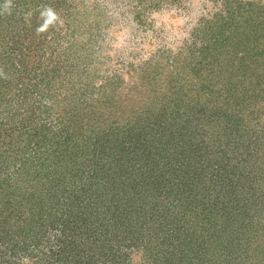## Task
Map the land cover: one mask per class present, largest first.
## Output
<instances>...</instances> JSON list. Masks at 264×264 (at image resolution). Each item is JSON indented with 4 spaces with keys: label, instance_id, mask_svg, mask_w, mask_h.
I'll use <instances>...</instances> for the list:
<instances>
[{
    "label": "trees",
    "instance_id": "16d2710c",
    "mask_svg": "<svg viewBox=\"0 0 264 264\" xmlns=\"http://www.w3.org/2000/svg\"><path fill=\"white\" fill-rule=\"evenodd\" d=\"M46 1L37 0L34 3V0H27V5L24 2L22 5L20 4V7L25 6V8H28L22 14L23 19L29 17L28 20L30 21L31 17L33 20L42 15V19H44L42 21L47 20L49 15L45 11L46 7L49 6H47L48 3ZM68 1L56 0L59 4ZM6 3L7 0H0V50L2 51L3 49L2 57H0V126L2 128L5 125L17 126L20 131H18V134H20L14 138L16 140L15 145H17L18 139H23L26 146L22 147L19 154L13 156L14 161L16 160L14 157H19L18 161L21 162L20 170L14 169V166L10 163L3 164V161L0 163V169L2 170L0 172V249L2 248L0 253L2 255L7 253V264H90L96 257L95 255L108 264H132L133 262L130 258L128 259L130 254L126 251L128 247L132 246L141 250L139 262L135 264H151L152 262L150 263L149 261L151 260L150 256L153 258L154 264L159 259L160 263L158 264L172 263L171 260L173 261L174 259L172 256H162L166 257L162 258L147 254L152 246L151 243L147 246V243L152 240L153 236L155 237L154 239L169 242V244L173 243L176 247L187 245L192 247V249L194 246L198 250L204 249L203 253L206 255L205 251L209 249L208 246L216 247L220 242L221 245L223 244V237L218 234V229L220 230L221 228L218 225L220 223H218L219 218L217 216L213 217L212 220L209 218L210 214L217 213L219 208L222 210L220 215L222 217L221 224L224 227L223 236L227 239L226 246L229 249L227 253L223 254L224 256L216 257L213 255L211 261L207 260L206 264H241L240 262L248 264V249H242L243 247L241 248L240 246L248 245L249 238L252 237V234L247 232L250 231V227H253L252 221L250 219L249 222H246V220L248 217L252 218L249 213L254 208L252 203L255 202L257 204V196L253 193V190L251 195H244L251 188L250 186L240 188L239 193L243 194L240 202L238 200L236 202L237 198L234 195L228 206H222L220 200L224 194L222 195L216 184V187L210 192V196H213V199L209 201L208 206L203 205L200 212H198L196 209H192L193 207L190 208V203L195 205L198 203V206L200 202H187L186 191L182 189L183 183L186 182L184 175L187 172L175 183L169 180L168 177L164 180L158 179V177L153 178L151 170H149L151 172L144 170V172H141L144 179L147 176L144 184H140V182L135 180L133 182L134 185H130L132 178L125 182L121 178L119 170H114L112 165L119 159L118 155L124 149L123 146H125L126 141L129 142L131 148L139 147V137L138 139L131 138L134 135L132 132L126 135L127 129L122 131L117 127L106 126L105 121L108 115L103 112V109L93 110L96 113V120L94 119L92 125L96 136L94 138L92 136L87 137L82 145L81 139L66 138L67 142H63L58 138L54 142L55 140L52 136H55V133L52 132L49 137L46 131L49 127L46 123H42L43 120L41 118L42 113L48 108L42 105V99L44 98L43 89L40 87L36 89L35 84L37 83L26 86L27 81L24 84L23 79L25 77L23 74L25 72L28 73L32 68L34 72L40 70L39 78L43 75L48 80L45 87L51 91L50 83L54 77H50L45 71L47 73L56 71L50 68L53 60L52 58H43V55H46L44 44H38L41 46L40 50L38 45L31 44L29 41L15 47L16 52L20 53L22 58L20 64L17 65L14 59L10 58L12 48H10V56L7 55V45L13 30L11 26L14 27L17 21L11 15H7L10 5L14 6V4L8 3V9L4 7ZM16 7L14 6L12 14L19 12ZM249 20H246L245 26H248V29H253V33L250 32V36H241L233 39L237 32L232 31L224 37V41L229 42L226 50L230 48L235 60H225L222 68L224 75L222 74V77H216L218 69L210 66V63H207L210 67L209 71L202 68L205 64V59L201 57L208 52V46L198 48L201 61L199 60V68L197 70L189 68L188 74L191 76L189 80L179 78L178 75H175V72L168 71L165 75L154 73L152 69L157 68V65L144 62L143 68H150L151 73L144 75L143 78L145 82L149 83L148 90L144 91L147 100L143 103L145 105H142L144 120H149L148 123L152 121H154L153 123H160L161 125L158 127L162 128L163 132L166 133H169L174 123L177 122L175 131L171 132L174 137L180 136V138L176 139V142L181 139L183 130L188 129L192 124L196 126L197 121H201L200 119L210 121V123L215 121L216 124L219 122L217 125L222 129V134L225 136L224 140L229 142L228 138L231 137L237 142V147L241 144L242 150H245V153L242 152L240 154L243 155L242 163L247 161L248 157H254L258 150L264 152V136L260 137L262 133H260V123H258L261 120V116L257 115V113L260 115L264 111L259 109V107L255 109L258 101L264 104V48L260 49V38H262L264 33L261 35L259 33L261 32L260 28L264 29V21L249 22ZM20 22L19 20L18 23ZM3 32H5L6 40L2 37ZM30 34L26 35L23 33L22 36L24 39H29ZM18 36L17 32L16 38ZM42 36V34H39L38 37ZM56 36H52V38ZM232 39L234 42H231ZM16 41L18 40L16 39ZM232 44L237 46L236 49H233L234 46ZM239 45L241 48H239ZM72 47H74L73 44L69 51ZM239 50H241L240 54H237ZM39 52L42 55H39ZM65 53L66 51L57 56L58 62L61 59L62 62L65 61ZM67 61H69L68 58ZM175 61L180 65V60ZM182 61L184 60L182 59ZM44 66L46 67L45 69ZM178 69L182 70L181 67ZM194 71L198 76H193ZM25 75L30 76L29 74ZM208 86L213 93L210 90L207 91ZM200 90L204 91L201 92ZM3 91H5V97L4 93L2 94ZM49 95L50 93L46 91L45 97ZM28 96L37 98L33 101L31 100L27 107ZM216 103L221 105L218 110H222L223 118H217L212 114L216 110ZM11 108H16V110L11 113L8 111ZM213 108L215 109L214 111ZM84 109L85 107L81 110ZM247 109H251L250 115L247 118H243L242 112ZM78 116L80 115L72 116L73 122ZM139 116H137V120L142 117V115L141 117ZM184 121L185 125L182 126ZM253 121L256 122V125L250 126L248 129L247 126L253 124ZM188 122L192 124L186 126ZM5 130L7 131L8 127ZM64 130L65 127L63 126L59 129V132ZM140 130L141 133H146V130L142 129V127H140ZM163 132L162 134H164ZM113 137H115L114 139L120 138L114 142L110 140ZM123 137H128V139L126 138L125 140ZM69 140L72 141L69 143ZM165 140L160 142L161 145L155 140L156 145L153 149L154 154L152 157L154 158L156 153H158L157 157H160L157 159V162L160 160V169L167 165V157L170 158V148L166 144L169 140ZM30 145L34 148L35 153L38 152L40 156L49 154L51 158L56 159L58 161L57 166L62 168H66L69 161L72 162L70 164L75 165L76 163L81 167L85 163L91 164L88 171L92 178L84 179V174H77V170L74 176L69 178L66 177L68 174L66 171L60 172V170L52 167H46V169L36 167V158L33 157L28 149ZM18 146L21 147L19 144ZM237 147L235 151L239 150ZM67 151H69L70 155ZM162 158H164V162ZM180 159L181 155L173 158L178 163ZM178 163L176 162V164ZM255 163L262 174L264 172V154H260V158L257 156ZM30 173L34 174L32 180L33 178L35 180L39 179L40 185L46 186L47 182H52L56 187H63L64 190L70 193L71 199L63 212L58 213L57 210L54 212L51 208L44 206V198H41L37 204L30 206L29 209L25 206L27 197L23 195L21 190H16L18 187L16 184L21 183L22 177L28 176ZM163 174L159 172L161 178ZM244 174L245 176L254 174L253 178H256L255 181L260 180L254 170H248ZM89 175L87 173V178ZM24 179L26 180V178ZM155 179L158 182L151 184L150 182ZM220 181L224 182L225 180L221 179L218 182ZM219 186H221V189H227L228 187L221 184ZM136 189L139 190L137 192L139 195L135 194ZM171 196L173 199L170 198ZM224 196H226V193ZM252 196L255 197L252 198ZM46 203L48 204V201ZM182 205H184V210H180ZM263 209L264 203L261 204L259 212ZM181 212H185L187 217H181ZM259 212L257 213L255 210V213L260 214ZM52 217L54 219L53 222L51 220ZM199 219L205 221L203 224L206 225V230ZM50 222H52V227L60 229L59 235L54 230L55 228L51 230L53 234L49 232L51 237L41 234L39 230L42 231L44 226ZM79 229L83 230V232L76 233ZM253 229L255 232L258 231V228L253 227ZM44 231H48V229ZM80 233L81 238L78 236ZM88 234L93 236L91 241L87 240ZM76 235L80 238V241H77ZM83 235L84 238L82 239ZM81 240L84 241V244L86 242L85 246L81 243ZM203 244L206 248L203 247ZM96 247L98 252L93 254L92 249L94 250ZM124 248L126 252L123 251ZM255 248L259 249V247ZM159 249L157 248V250ZM192 249L188 248L186 250L188 253L185 254L190 255ZM234 250L238 253L245 251L243 255L246 257L241 259L235 257ZM161 251H164V249ZM134 255L137 254L134 253ZM83 256H85V259H83ZM27 257L32 259L29 261ZM201 258L203 261V257ZM2 261L4 259L0 256V264H2ZM202 264L205 263L203 262Z\"/></svg>",
    "mask_w": 264,
    "mask_h": 264
},
{
    "label": "rangeland",
    "instance_id": "374dc122",
    "mask_svg": "<svg viewBox=\"0 0 264 264\" xmlns=\"http://www.w3.org/2000/svg\"><path fill=\"white\" fill-rule=\"evenodd\" d=\"M23 2L27 5V0H7V3L4 4V7L8 9V3L14 4L15 7L17 5L16 10L19 11L12 14L14 6L10 5L7 13V15H11L17 21L14 27L11 26L13 30L7 45V55L10 56V48H12L10 58L14 59L17 65L20 64L22 58L20 53L16 52L15 47L29 41V43L36 46L44 44L46 55H43V58H52L53 62L50 64V68L56 71H49L48 73L45 71L50 77H54L50 83L51 91L45 87L48 80L43 75L39 78L40 70L34 72L32 68L29 70L30 72L23 74L25 77L23 79L24 84L27 81L26 86L37 83L35 88L39 89L40 87L43 89L44 98L42 99V105L48 108L42 113L41 118L43 120L42 123H46L49 127L46 129L49 137L50 134L55 133V136H52L55 140H53L54 142L58 138L63 142H67L66 138L81 139L82 145L87 137L92 136L94 138L96 136L92 125L94 119L96 120V113L93 110L103 109V112L108 115L105 121L106 126L117 127L122 131L127 129L126 135L132 132L134 135L131 138L138 139L139 137V147L131 148L129 142L126 141L125 146H123L124 149L118 155L119 159L112 165L114 170H119L118 172L125 182L132 178L130 185H134L133 182L135 180L140 182V184H144L145 179H147V176L144 179L141 174L144 170H151L153 173L149 172H151V175L153 174V178L158 177V179L164 180L168 177L169 180L175 183L187 172L184 175L186 182L183 183L182 189L186 191L187 202H200L198 206V203L196 205L190 203V208L193 207L192 209H196L198 212H200L203 205L209 204V201L213 199V196H210V192L216 187V184L222 195L226 193V196L223 195L220 200L222 206H228L234 195L237 198L236 202L237 200L240 202L243 195L239 193L240 188L250 186L252 189L249 188L244 195H251L253 190V193L257 196V204L255 202L252 203L254 208L249 213L252 218L248 217L245 220L249 222L251 219L252 226L258 228V231L255 232L253 227H250V231H247L252 234V237L249 238V244L240 247H243L242 249L245 248V250L248 249V264H264V209L259 212L261 204L264 203V172L261 174L255 163L257 156L260 158V154L263 155L264 152L258 150L254 157H248V160L242 163L243 155L240 154L242 152L245 153V150H242V145L239 144V147H237V142L231 137L228 138L229 142L224 140L225 136L222 134V129L217 125L219 122L217 124L215 121L210 123V121H204V119L197 121L196 126L188 122L186 126L188 124L192 125L188 128L189 130H183L181 139L176 142V139L180 138V136L174 137L171 132L175 131L177 122L174 123L169 133L163 132L162 128L158 127L161 125L160 123H153L154 121L148 123L149 120H144L142 109V105H145L143 103L147 100L144 91L148 90L149 84L143 78L144 75L151 74L150 68H143L144 62L157 65V68L152 69L154 73L165 75L168 71L175 72V75H178L179 78L189 80L191 79L188 74L189 68H194L195 70L199 68L200 51L198 48L208 46V52L201 57L205 59V64L202 68L209 71L210 67L207 63H210V66L218 69L216 77H222L224 75L222 68L225 60H235L230 48L226 50L229 42L226 40L225 42L224 37L232 31L237 32L233 39L241 36H250L253 33V29H248V26H245V22L248 19H250L249 22L264 21V0H69L60 4L56 0H47V6L49 7H46L45 13L49 17L45 21H42L44 20L42 15L33 20L31 17L30 21L28 20L29 17L23 19L22 14L27 8L25 6L20 7ZM35 2L37 0H34ZM27 15L29 16V14ZM19 20L21 21L20 23H18ZM260 31V35L264 33L263 28H260ZM17 32L19 34L18 38H16ZM23 33L26 35L32 34H30L29 39H24ZM4 34L5 32L2 33V37L6 40ZM39 34L43 36L38 37ZM56 34L58 35L56 36ZM52 36L56 37L52 38ZM263 36L260 38V49L264 48ZM232 40L231 42H234ZM72 44L74 47L69 51ZM236 47L234 46L233 49H236ZM38 48L40 49L41 46L38 45ZM2 51L0 50V57H2ZM65 51V61L62 62L61 59L58 62L57 56ZM240 51L237 54H240ZM39 55H42V53L39 52ZM67 58L69 61H67ZM175 60H180V65ZM180 67L182 70L178 69ZM37 68L39 69V67ZM193 76L196 77L198 74L194 71ZM208 88L207 91L210 90L212 92ZM46 91L50 95L45 97ZM200 91L203 92L204 90ZM3 93L5 97V91ZM28 97L27 107L31 100L33 101L37 98ZM216 104V110L213 108L215 112L211 113L217 118H223L222 110H218L221 105ZM83 107L85 109L81 110ZM257 107L264 111L263 103L258 101L255 109ZM15 110L16 108L8 109L11 113ZM250 112L251 109L245 110L242 112V117L247 118ZM76 114L80 116L73 122L72 116ZM138 115H140L139 117L142 115V117L137 120ZM257 115L261 116V120L258 123H260L259 128H261L260 133H262L260 137H262L264 136V112L260 113V115L257 113ZM138 121L140 122L138 123ZM183 125H185V121ZM253 125H256L255 121H253V124L248 125L247 128L249 129ZM63 126L65 130L59 132V129ZM6 127H8L7 131L5 130ZM140 127L146 130V133H141ZM18 131L17 126L5 125L4 128L0 126V136L2 135L0 137V163L2 161L3 164L10 163L16 170L21 169V162L18 161L19 157H14L16 159L14 161L13 156L19 154L22 147H26L23 139H18L17 145H15L16 140L14 138L20 134H18ZM114 138H110V140L115 142L120 137ZM126 138L128 139V137H123L125 140ZM155 140L158 143L162 140H169L166 144L170 148V158L167 157L168 163L164 165L163 169L159 168L160 160L157 162V159L160 158L157 157L158 153L154 155V158L152 157L154 154L153 149L156 145ZM71 141L69 140L68 142L70 143ZM30 147L28 148L30 153L36 158V167H41L40 169L52 167L60 170V172L66 171L68 174L65 176L69 178L73 177L77 170V174H84V179L92 178L88 171L91 164L85 163L81 167L76 163L72 165L70 164L72 162L69 161L70 165L67 163V167L62 168L57 166L58 161L51 158L49 154L40 156L38 152L35 153L32 145ZM236 147L239 150L235 151ZM233 148L235 149L233 150ZM67 153L70 155L69 151ZM177 155H181L179 163L173 160L174 156ZM162 161L164 162V158H162ZM13 163L15 164L13 165ZM248 170H254L260 180L255 181L256 178H253L254 174L245 176L244 172ZM0 172H2L1 169ZM159 172L164 173L162 178ZM87 173L89 175L88 178ZM32 177H34L32 173L28 176H23L22 181L20 180L21 183L16 184L18 186L16 190H21L23 195L27 197L25 206L29 209L30 206L37 204L41 198H44V206L51 208L54 212L56 210L58 213L63 212L71 199L70 193L64 190L63 187H56L52 182H47L46 186H42L39 184V179L35 180L33 178L32 180ZM221 179L225 181L218 182ZM152 181L150 182L151 184L158 182L156 179ZM254 181L255 183H253ZM219 184L228 187L227 189H221ZM136 190L135 194L137 195L139 190ZM255 196H252V198ZM170 198L173 199L172 196ZM177 200L179 199L177 198ZM46 201H48V204ZM72 201L75 202L74 200ZM183 207L184 205H182L180 210H184ZM219 210H217V213H212L214 216L211 214L208 216L210 220L215 216L219 218L218 223H220L218 225L221 228L220 230L218 229V234L223 237V244L221 245L220 242L216 247L208 246L209 249L205 251L206 255L203 253L204 249L198 250L195 246L192 249V247L187 245L176 247L173 243L169 244V242L154 239V236L147 243V246L150 243L152 244L147 254L160 257L172 256L174 259L173 261L171 260L172 263L170 264H202L203 262L206 264L207 260L211 261L213 255L217 257L227 253L229 247L226 246L227 239L223 236L224 227H222V217L220 215L222 210ZM255 210L260 214L255 213ZM181 213V217H187L185 212ZM51 220L52 222L54 221L53 217ZM199 220L206 230L207 227L203 224L205 221ZM52 222L46 224L42 231L39 230L43 236L46 234L51 237L49 232L53 234L51 230L54 228L57 234H60V229L52 227ZM45 229H48V231H44ZM77 232H83V230L79 229ZM78 236L81 238V233ZM79 237L76 235L77 241H80ZM92 239L93 236L88 234L87 240L91 241ZM81 243L84 244V241L81 240ZM203 247L206 248L204 244ZM224 247L225 249H223ZM255 247H259V249ZM157 248L160 249L157 250ZM188 248L192 249L190 255L185 254L188 253L186 252ZM97 249V247L94 250L92 249V253L98 252ZM163 249L164 251H161ZM125 250L124 248V252H129L130 256H128V259L130 258L133 262L132 264L139 262L141 250H138L135 246L128 247ZM207 251L209 252L207 253ZM244 252L238 253L234 250V256L240 259L244 258L246 257L243 255ZM134 253L137 255H134ZM166 253L169 254L167 255ZM6 254L2 255L0 253V256L4 259L2 264H7L8 255L6 256ZM95 256L90 264H108L99 259V256ZM201 257H203V261ZM24 258L26 259V257ZM150 258L151 260H148L150 263L152 262L151 264H154L153 258L151 256ZM27 259L30 261L32 258L27 257ZM83 259H85V256H83ZM157 261L156 264L160 263V259ZM240 263L243 264V262Z\"/></svg>",
    "mask_w": 264,
    "mask_h": 264
}]
</instances>
